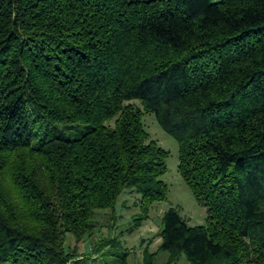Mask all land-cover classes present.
<instances>
[{
	"label": "trees",
	"instance_id": "trees-1",
	"mask_svg": "<svg viewBox=\"0 0 264 264\" xmlns=\"http://www.w3.org/2000/svg\"><path fill=\"white\" fill-rule=\"evenodd\" d=\"M145 114L206 213L163 214L166 264H264V0H0V264H127L76 248L121 194L134 227L166 199Z\"/></svg>",
	"mask_w": 264,
	"mask_h": 264
},
{
	"label": "rangeland",
	"instance_id": "rangeland-1",
	"mask_svg": "<svg viewBox=\"0 0 264 264\" xmlns=\"http://www.w3.org/2000/svg\"><path fill=\"white\" fill-rule=\"evenodd\" d=\"M142 125L150 139L168 155L166 172L161 179L167 187V197L163 202L153 204L147 219L140 226L134 227L133 220L140 217L139 197L135 194H121L117 198L112 212L100 211L95 214L94 231L88 240L85 239L87 242L83 246L79 245L76 248L78 257L83 254V259H90L86 254L90 253V249L94 245L101 243L103 240H113L112 247L101 250L102 253H106L107 259L109 257L115 259L116 256L126 254L127 264H142L143 256L147 252L154 254L153 264H166L167 253L157 251L160 244L161 221L165 212L174 209L188 227H203L206 225L205 210L196 203L191 191L177 171L176 142L161 130L153 115H143ZM64 132L65 136H70V138H74L78 134L77 129L73 131L66 129ZM66 242L71 251L75 246L74 240L69 238ZM97 258H93V260L98 262L100 258ZM83 264H92V262L84 261ZM173 264H188V262L181 255Z\"/></svg>",
	"mask_w": 264,
	"mask_h": 264
}]
</instances>
